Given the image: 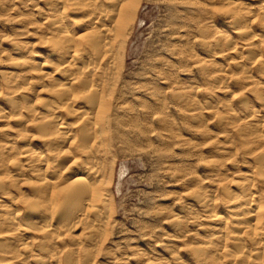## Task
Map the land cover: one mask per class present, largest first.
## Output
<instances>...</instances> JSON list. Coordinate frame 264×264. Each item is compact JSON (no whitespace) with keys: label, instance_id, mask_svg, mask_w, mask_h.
<instances>
[{"label":"bare ground","instance_id":"bare-ground-1","mask_svg":"<svg viewBox=\"0 0 264 264\" xmlns=\"http://www.w3.org/2000/svg\"><path fill=\"white\" fill-rule=\"evenodd\" d=\"M38 1L42 7L33 23L18 19L16 24L36 23L39 41L15 43L12 62L0 73L5 89L0 121L13 118L15 126L0 134V264H79L80 258L93 264L92 248L106 237L112 211L107 186L112 148L131 149L137 146L131 135L138 132L139 142L145 134L147 122L133 112L147 106L139 98L136 105L120 100L126 86L117 61L141 0ZM166 1L172 8L202 7L196 25L213 18L206 9L213 0ZM9 2L6 8L0 0V9L16 10L25 3ZM214 12L222 13V25L243 40L244 54L227 57L234 61L211 73L202 67L204 80L212 76L201 102L205 107L199 108L203 112L189 109L196 95L179 90L175 72L157 69L159 84L153 90L163 94L170 88L172 98L185 103L184 125L201 141L196 164L212 180L207 190L202 186L188 193L198 214L188 221L199 227L196 242L187 245L191 260L264 264V0H235ZM255 25L259 29L251 33ZM200 37L209 54L220 48V58L236 48L225 40L207 41L204 32ZM180 64L191 72L187 60ZM229 74L235 75L238 93L229 98L232 93L226 91L221 99L213 91L224 89ZM138 105L142 109H135ZM154 105L164 114V102ZM162 121L157 122L161 127ZM164 150L158 151L159 162L175 165V154ZM181 152L177 156L190 158L188 147ZM190 210L186 206L184 219ZM172 227L182 231L180 221ZM114 264L129 262L120 256ZM175 264L189 263L179 256Z\"/></svg>","mask_w":264,"mask_h":264},{"label":"rangeland","instance_id":"rangeland-1","mask_svg":"<svg viewBox=\"0 0 264 264\" xmlns=\"http://www.w3.org/2000/svg\"><path fill=\"white\" fill-rule=\"evenodd\" d=\"M15 1L25 3L16 10L0 9V73L6 71L5 68L12 62L15 43L26 44L34 42V39L38 40L37 35L33 33V30H38L36 23L28 24L26 27L18 26L16 23L19 22L18 19H27L33 23L42 3L40 4L38 0ZM5 2L6 8H9V0ZM233 2L235 0H213L206 6L209 18H213L196 25L195 17L199 16L202 10L200 6L186 10L181 4H175L176 7L172 8L166 0L140 1L132 27L127 30L122 41L124 51L118 56L117 61L121 64L119 71L126 86V97H121L120 100L129 105H136L139 98V104L147 108L134 111L133 114H138L142 122L147 123L143 126L145 134L139 138V142L136 141L138 132L135 131L131 135L133 143L137 146L127 149L118 144L112 148V166L108 171L110 178L107 181L112 211L106 237L92 248L93 264H114L120 256L126 258L129 264H175L179 256L185 263L195 264L189 256L187 245L196 242L193 235H196V231H199L196 229L199 227H194L188 220H192L191 218L198 214L194 216L195 208L193 203L191 205L188 202V193L201 189L202 186L207 190L209 185L212 186V180L208 174L203 173L202 165H198V162L196 164L198 158L195 151L201 141L199 142L198 136L190 135L191 132L184 125L185 120L180 113L185 111L186 106H183L185 103L175 101L170 88L163 94L154 92L155 85L159 84L155 72L157 69L175 72L173 75L178 79L179 90L191 91L196 95L197 103L188 105L189 109L195 107L198 108L197 112L202 113L203 110L199 108L205 107L201 102L209 91L208 82L212 77L208 76V80H204L205 71H202V67L206 65L209 70L207 71L211 73L234 61L226 59L227 57L236 58L244 54L241 50L243 40L239 39L235 30L228 27L227 23L222 25L220 21L222 13H212L218 7L229 8ZM17 15H20V18L15 19ZM202 24L207 30H201ZM251 29V33H255L259 26L255 25ZM202 32L207 36V41L217 39L221 42L229 41L236 47L234 52L230 51L229 54L225 51V57L220 58V54H217L220 48L217 47L209 54L202 45L200 37ZM38 41L37 47H40ZM174 49L178 50L177 54ZM180 52L182 53L179 54ZM37 57L39 59V56ZM181 59L187 60L191 72L184 71L180 64ZM219 74L221 72L217 71L216 75ZM223 80L224 89L213 91L216 96L223 99L222 94L226 91L232 93L229 98L237 95L235 75L225 76ZM2 82L0 77V98L5 93V89L2 90ZM157 102H164L166 107L164 114H159L154 109ZM140 108L138 105L135 109ZM11 119L0 121V134L15 127ZM161 120L163 127L157 123ZM166 121L169 122L165 123ZM209 130L215 131L211 132L212 134L217 131L214 124L209 126ZM186 147L191 152L188 160L184 159V156H177ZM161 149L171 150L177 157L178 164L172 165V161L160 163L158 151ZM188 163L193 166L189 167ZM188 172L191 175L185 178ZM186 206L191 210L184 219ZM177 221L181 223V232H175L172 227ZM183 232L188 233L190 237H180ZM79 264H83L81 258Z\"/></svg>","mask_w":264,"mask_h":264}]
</instances>
